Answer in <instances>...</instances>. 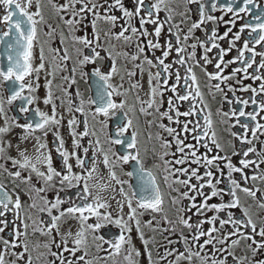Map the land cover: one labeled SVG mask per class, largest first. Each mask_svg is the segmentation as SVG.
Returning <instances> with one entry per match:
<instances>
[{"label": "snow or ice", "instance_id": "1", "mask_svg": "<svg viewBox=\"0 0 264 264\" xmlns=\"http://www.w3.org/2000/svg\"><path fill=\"white\" fill-rule=\"evenodd\" d=\"M48 3L70 33L80 30L78 26L84 25L91 14L92 38L72 35L75 50L72 75L62 79L70 81L69 86L76 84L79 70L80 78L88 86L87 90L92 91L94 86L95 92L85 99L77 89L79 104L73 106L67 89L61 87L67 97V112L71 117L67 120V127L73 150L69 151L60 132L64 116L58 113V106L54 102L52 81L46 83L48 92L43 100L44 105L51 106L50 112L43 111L39 106L33 107L37 103L34 93L39 88L40 73L45 70V60L48 59L45 44H49V41L40 42L38 39L40 26L46 23L43 0H0V177H3L0 179V264H18L25 260L26 253L25 264H33L28 242L30 225L27 221L32 222L33 235L39 232L50 238L43 245L37 243L33 246L46 249L36 257L37 260L45 256L54 258L45 264H57V261L59 264H98L100 257L86 259L89 255V237L97 252L104 251L109 257H117L124 250V259L128 264H138L134 257H140L141 252L132 242L133 226L147 254L148 264H229V257L231 264H264V259H256L264 250V216L253 219L251 205L242 204L238 195V192L244 193L258 209L264 211V194L257 197L261 189L247 186L249 181L253 184L257 181L264 183V169L261 168L264 165V148L258 150L254 144L264 136V123L261 122L264 121V4L258 0H183L186 7L180 15L185 19L181 23L189 18L187 13L191 9L187 5H196L198 16L185 31L179 24L170 23L174 15L171 7L173 0H129L131 8L126 6L124 0H66L63 4L48 0ZM33 4L35 11L31 10ZM116 11L121 16L114 14ZM218 11L223 15L215 16L214 13ZM161 12L167 14L164 19L160 18ZM227 14L231 16L225 23L230 27L222 35L215 27H205L209 22L215 24L217 20L224 21ZM119 20H123L119 25L120 31L114 32ZM99 21L109 26L103 32L106 42L115 39L134 47L132 53L122 55L133 62L140 61L134 67L140 70L141 75L145 71L144 65L148 66L147 99L139 94L143 91V84L131 83L135 71L126 73L130 82L128 89H124L122 82L119 85L113 83L119 69L115 58L103 47L101 31L97 26ZM134 21H138L139 27ZM238 21L242 23L233 31ZM165 24H168L167 30L174 41L169 39L162 45L160 37ZM146 25L153 26L151 32ZM48 27L50 30L46 35L52 38L54 29L51 25ZM197 30L204 32L203 39L195 36ZM226 38L228 47H221L218 41ZM37 43H40L38 65L34 56ZM60 43H65L63 33ZM85 49L88 50L87 54ZM146 49L152 53L151 57L146 54ZM198 49H202L199 56ZM101 50L108 52L110 68L98 66V61L106 59L101 55ZM213 50L215 53L210 56ZM233 50L235 56L226 60L225 57ZM48 51L53 70L46 73V78L47 75L55 76L57 69L63 71L67 62L73 60L67 47L49 46ZM157 51L160 52L159 56L155 54ZM87 65H93L90 73L84 71ZM208 65H212L214 70L209 71ZM231 65L237 66L232 67L226 75L225 70ZM196 69L203 73V87L212 99L221 94L231 106L228 111L217 109L220 123L227 124L229 128L238 126L242 130L239 133L230 132L233 140L240 144L237 149L235 143L229 142L230 154L225 152L217 137L211 110L203 117V125L199 120H181V117H196L200 111L197 104L208 107ZM120 79L123 81L124 76ZM245 80L259 83L253 87L252 84L245 85ZM229 81H235V84ZM237 91L250 95L242 98L236 95ZM165 92L172 95L167 97V110L161 111ZM228 93L232 94L231 99ZM130 95L133 100L131 104L128 99ZM116 97L123 98L117 100ZM181 102H188L186 111L180 110ZM64 103L61 99L60 106ZM13 106L16 114L10 116L9 110ZM75 112L84 117L83 131L76 130L80 121L73 114ZM141 115L156 117L158 123L149 120L147 125L151 127L155 124L171 137L168 139L161 132L156 133L159 151L153 148L149 153L145 148L142 154ZM89 116L93 122L91 133ZM165 119L169 124L163 123ZM21 120L24 122L20 123ZM109 121L112 122L111 132L108 131ZM172 124L177 127L170 126ZM96 125H99V134ZM15 129L21 131L13 136ZM49 134L52 136V148H49L47 140ZM100 134L104 136L103 141ZM89 135L96 139L89 140V146L84 147L81 140ZM31 139L35 140L32 145L34 155L28 154L26 145ZM148 139H153L151 133ZM189 139L194 143H188ZM81 148L83 156L79 154ZM53 149L60 161L58 168L54 166ZM90 149L91 157L88 156ZM13 150L17 155L11 154ZM221 152L225 154L220 155ZM250 154L254 158H249ZM236 155L241 156L240 166L232 162L231 157ZM99 164L107 170L109 181L119 185L118 189H112L113 194L108 198L101 193L108 191L110 183H90L95 178H103ZM125 165H130L131 170L125 171ZM249 168L253 169L251 175L245 172ZM118 170L129 179L121 178ZM237 173L239 179L234 175ZM133 177L137 181L135 185L130 182ZM5 180L8 182L5 183ZM37 183L41 186L37 187ZM162 184L167 192L162 189ZM49 191L53 193L51 199L47 196ZM22 194L27 197L26 201H22ZM166 195L175 209L176 218L172 220L164 214L162 220L169 227L163 231L177 236L176 240L166 238L167 244H180L183 250L174 246L165 247L163 253L157 250V259L154 260L153 252L148 247L151 241L145 238L143 227L152 228L153 232L160 229L153 227L155 216L145 221L143 227L141 217L148 212L164 213ZM197 197L201 198L199 203ZM213 198H218L219 202L209 203ZM184 201L189 204L185 205ZM193 209V215L199 217L194 222L192 215H187ZM33 210L47 215L46 221H39L42 227H37V221L29 214ZM233 210H239L240 215ZM209 212L213 214L209 216ZM8 213H12L13 220L11 231L5 236L3 234L10 223ZM71 221H76V225ZM156 223L159 225L160 221ZM64 226L65 231L62 232ZM109 226L118 229V234H100L102 229ZM53 232L60 237L59 242ZM242 242L245 245L244 254L238 256L235 250L241 247ZM105 244L108 245L107 249L103 247ZM53 245L57 251H52ZM18 248L22 251H16ZM78 252L82 254L77 256ZM64 253H68V256Z\"/></svg>", "mask_w": 264, "mask_h": 264}, {"label": "flooded vegetation", "instance_id": "2", "mask_svg": "<svg viewBox=\"0 0 264 264\" xmlns=\"http://www.w3.org/2000/svg\"><path fill=\"white\" fill-rule=\"evenodd\" d=\"M66 0H53V3L56 4H63L65 3ZM126 6H128L129 8H131V4L129 3V0H124ZM259 3L264 4V0H258ZM43 4H44V8H43V14L46 20V23L44 25H41V31L39 32V36L38 39L40 42H44V41H49V44H45V56L48 57V59L45 60V70L42 71L40 73V78H39V88L37 90L36 93H34V95L37 96V103L36 105H33V107L35 106H39L43 111H49L50 112V108L51 106L48 105H44L43 100L47 95L48 92V88L46 87V83L48 80L52 81L51 84V91L53 93V99L54 102L57 104L58 106V113L62 114L64 116V120L62 121V126L60 128V132L61 135L63 136V138L65 139L66 142V147L69 149V151H72V138L70 136V130L67 127V120L70 117L69 113L67 112V97H65L64 93L61 91V87L66 88L67 92L69 93V95L71 96L72 100H73V106H76L79 104V98L76 96V90L79 89L81 93H83L85 99H87V97L89 95H94L95 92V88L93 86L92 91H88L87 88L88 86L84 83V81L80 78L79 76V70L76 74V80L77 83L76 84H71V86H69L70 81H64L62 79V77L64 76H71V68L73 66L74 63V59H75V50H74V44L72 41V35H76V36H83V35H87L89 38H92V28H91V14H89L88 18L84 21V25L82 26H78L80 30L75 31L74 33H70L68 27L63 23V21H61L59 19V16L57 15V13L55 12V10L51 7V5L48 3V0H43ZM79 7V6H78ZM171 7L174 9V15H173V20L170 22L172 24H179L180 28L184 29L186 31L187 27L191 24L192 21L197 20L198 16H197V12H196V5H187V8H190L191 11L189 13H187V16L189 17L185 23H181L182 20L185 19V17L181 16L180 13L181 12H185V4L183 3V0H173V3L171 4ZM32 11H35V4H33V7L31 9ZM114 14H116L117 16H121V13L119 11H116ZM167 14L164 12L160 13V18L164 19V17ZM215 16L220 17L221 15H223V13L221 12H216L214 13ZM231 14H227L224 15V21H219L217 20V22L215 24L209 22L205 27L207 29H211L213 27L217 28L218 34L222 35L224 31L227 30L228 27H230L229 24L225 23L226 21H228L230 19ZM66 18H68L66 16ZM123 23V20H119L117 22V27L115 29H113L114 32H119L120 31V27L119 25ZM134 23L136 24L137 27H139V23L138 21H134ZM240 23H242V21H238L237 22V27L233 29V31H236L239 28ZM48 25H51V28L54 29V35L52 38H49L46 33L50 30ZM98 29L101 31V42L103 44L104 48L108 49V52L111 53V56L113 58H115L116 60V64L117 67L119 69V74L114 76L113 78V83L115 85H119L121 82L124 84V89H128L129 88V78L126 75V73L128 71H135L136 75L131 77V83H136V82H140L143 84V91H140V95L143 99H147V95L146 93L148 92V84H147V80H148V66L144 65L145 71L143 72V74L141 75L140 70L135 68L134 65L136 63H140V61H136L133 62L131 61L129 58L123 56L122 54L125 52L128 53H132L134 51V47L130 46L126 43H124L123 41H117L115 39H111L110 41L105 40V37L103 36V32L106 31L108 29V25L103 22V21H99L98 22ZM146 27H148L149 31L151 32L153 29L152 25H146ZM168 24H165L164 30L162 31L161 37H160V43L162 45L165 44V42L169 39H172L174 41V37L172 36L171 33L168 32ZM175 31V29H174ZM61 33H63L64 39H65V43L62 45L60 43V37H61ZM183 35V33H182ZM195 36L200 37L201 39L204 38V32L201 30H197L195 32ZM151 38V37H149ZM229 38H231V33L229 34ZM221 44V47L227 48L228 47V43H227V38L223 41H218ZM49 46L53 47V48H63V47H67L69 50V54L73 57V60H70L67 62V67L64 68L63 71L57 69L55 71V76L53 75H47L46 78V73L48 72H52L53 67L52 64L53 62L50 59V53L48 51ZM39 48H40V43H37L35 48H34V56L36 57L35 59V64L38 65L40 63L39 61ZM85 54H87L88 50L85 49L84 50ZM108 52H105L103 50H101V55L106 57V59L102 60V61H98L97 64L98 66H101L102 68H110L111 66V59L107 58L108 57ZM202 52V49H198V56L200 55V53ZM215 50H213V53H210L209 55L212 56L214 55ZM146 54L149 55L151 57L152 53L150 51H148L146 49ZM157 56L160 55V52L157 51L155 53ZM174 55V54H173ZM235 56V50H233L232 52H230L225 59H231L232 57ZM170 60L172 59V57L169 58ZM259 59V58H258ZM237 65H231L228 69L225 70V74L227 75L228 73H230L231 68L232 67H236ZM93 65H87L84 68V71H88L89 73L91 72ZM177 67H179L177 65ZM208 70L209 71H213V66L212 65H208ZM153 72L156 71V69H152ZM251 71V69L249 70ZM182 74H183V70H181ZM198 78L201 81V85H202V91H204L205 93V101L208 105L207 108H205L203 105L201 104H197V108L200 110L198 115L196 117L193 118H184L181 117V120H185V119H193V120H199V122L201 123V125H203V117L208 113L209 110H211L212 112V120H213V127L215 128L216 132H217V137L221 143V145L225 148V152L227 153H231V149L228 147L229 142H233L236 145V148L239 149L240 148V144L239 141H234L233 138L230 136V132H241L242 130L237 126L234 128H229V126L227 124H221L220 123V119L221 117H219L216 114V111L218 108L222 109V111H228L229 108L231 107L226 101L223 100V97L221 94H217L216 95V99H212V97L208 94V91L206 88L203 87V84L205 82V77L203 75V73L199 70L196 69ZM124 76V80L121 81L120 77ZM89 83L91 84L92 81L90 80ZM172 81H169V84H171ZM229 83L231 84H235V81H229ZM245 85L248 84H252L253 87L258 86L259 82H253L251 80H245L243 82ZM223 87V85H222ZM239 87V86H237ZM123 90V89H122ZM139 91V90H137ZM225 91H227V89H225ZM8 95L7 92V86L5 85V96ZM134 95V93L132 94ZM132 95L129 96V103L131 104L133 102L132 100ZM172 95V93L170 92H165L164 95V106L161 108V111H165L167 110V97ZM236 95L241 96L242 98H247L250 93H242L240 91H237ZM228 97L229 99L232 98V94L228 93ZM123 97H116L117 100L122 99ZM61 99H63L65 101L64 105L61 107L60 106V102ZM137 107H139L137 105ZM188 109V102H181L180 103V110L181 111H186ZM251 110V109H248ZM16 114V108L15 106H13L10 110H9V115H15ZM76 118L80 121V124L77 126V131H83V120L84 117L82 116V114L75 112L73 113ZM89 131L91 133L92 130V121H91V117L89 116ZM149 120H156L157 123L159 122L158 119L154 116H139V129H140V147H141V152L143 154L144 149L147 148L149 150V153H151V150L153 148H155L157 151H159V144L158 142L155 140V135L157 132H161L163 136H165L168 139H171V137L167 136V133H163L161 129H159L158 127H156V125L154 124L153 126L149 127L147 125V121ZM24 121L21 120L20 123H23ZM262 123H264V121H261ZM0 123H2V120H0ZM163 123L165 124H169V122L165 119L163 121ZM170 126L173 127H177L175 124H172ZM191 126V125H190ZM96 130L99 134V125H96ZM179 130V128H178ZM20 129H15L14 132L12 133L13 136L16 135V133L20 132ZM108 131L111 132L112 131V122L109 121V128ZM149 133L152 134L153 139L149 140L148 139V135ZM37 135H40V133H37ZM250 136V134H249ZM96 137H93L91 135H89L88 137H85L83 140H81V144L84 147H88V141L89 140H95ZM100 139L103 141L104 136L102 134H100ZM48 143H49V148H52V136L51 134H49L48 138ZM188 143H194L193 141H191V139H189L187 141ZM35 143L34 139H31L30 141L26 142L27 147L29 148V155H34L32 152V145ZM255 146L257 147L258 150H260L261 148H264V136L260 137L259 141H254ZM94 147V145H93ZM245 148L247 147V145L244 146ZM117 149H119V146H117ZM175 149H173L174 151ZM201 151H203V149H201ZM214 151H218V150H214ZM11 154L13 156L17 155L16 152L13 150L11 152ZM79 154L81 156H83V151L82 148L79 150ZM220 155H224V152L219 153ZM92 155V151L90 149L88 156L91 157ZM99 159L102 160L103 157L99 155V153L97 154ZM179 155V154H177ZM211 155V154H210ZM52 156H53V162H54V166H56L57 168L59 167L60 161L58 159V155L55 152V150H52ZM171 158V157H169ZM249 158H254L252 156V154H250ZM232 162L234 164H236L237 166L239 165V160L241 159V156L236 155V156H232L231 157ZM148 161H149V165L151 164V155L149 154L148 156ZM9 166H10V162H9ZM100 172L103 174V178H95L93 179L90 183H110V187L108 189L107 192H102L101 195L105 198H108L110 194L112 193V189L113 188H119V185H116L114 182H110L109 178L107 176V170L103 167L102 164L98 165ZM125 171L131 170V166L130 165H125L123 166ZM177 167H180L179 165H177ZM261 168L264 169V165H261ZM41 170H44L43 168ZM78 171V169H77ZM245 172L248 175L253 174V169L249 168V169H245ZM118 175L121 176V178L123 179H129L126 176H123V173L120 172L118 170L117 172ZM25 175H27V173H25ZM236 176L237 179H239V174H234ZM0 179H3V177H0ZM8 181L5 180V183H7ZM35 183V179L33 181ZM130 182L135 185L137 183L135 177L131 178ZM37 187H40L41 184L37 183L36 184ZM162 189L167 192L166 187L162 184ZM223 186V185H222ZM249 187H259L261 189L260 192L257 193V197H261L262 194H264V183H261L259 181L255 182V184H253L252 181L248 182ZM127 187V186H125ZM74 191V190H72ZM63 195V194H61ZM173 195H175V193H173ZM238 195L240 196L241 202L242 204H244L245 206H249L251 205L250 211L252 213L253 219H257L258 216H264V211L258 209L255 205V202L250 198L247 197L244 193H239ZM47 196L49 199L52 198L53 193L51 191H49L47 193ZM119 199V197H117ZM21 199L22 201H26L27 197L24 196L23 194L21 195ZM225 200L228 199L227 196L224 197ZM201 200L200 197H197V203H199ZM219 199L218 198H213L212 201H209V203H218ZM37 203L39 204L40 202L37 201ZM185 205H188L189 202L188 201H184ZM25 210L27 211V205H25ZM125 213H127L128 209L127 207H125L124 209ZM236 215H240L239 210H233ZM195 212V209L192 210V212L187 213V215H192V219L193 222L198 219L199 217L193 215V213ZM34 220L37 221V227H42V225L39 224V221L41 219L43 220H47V215L46 214H41L36 210H33L29 213ZM164 214H167L169 219L175 220L176 218V214H175V209L173 208V206L170 204L169 202V197L166 195L165 196V204H164V213H145L144 216L141 217V223H142V227H143V223L147 220H151L153 219V216L156 217V220H153V227H158L160 230L153 232L152 228L149 227H143V231L145 234V238L149 239L151 242L149 244V249L152 250L153 252V259L156 260L157 256H156V252L157 250H159L160 253H163L164 248L165 247H177L180 248V250L182 251V245L180 244H176V245H168L167 244V239H172V240H176L177 236L176 235H170L169 232H165L163 231L164 228H168L169 225L165 224L162 220V216ZM213 213L209 212L208 215L211 216ZM7 219L10 222L9 223V228L5 229V233L3 235L7 236L8 232L11 231V221L13 220V215L12 213H8L7 214ZM159 220L160 223L159 225H157L156 221ZM30 225L29 227V248H30V254L33 258V264H45L46 261L48 260H52L54 259L51 256H45L43 257L41 260H37L36 257L41 253V252H46V249H44L42 246L39 248H34L33 246L35 244H40L43 245L45 242H47L50 238L46 237V236H42L39 232H36L34 235L32 234V222L31 221H27ZM91 222V221H90ZM71 223L73 225H76V221H71ZM65 227L61 228V231H65ZM205 228L208 227V225L205 224L204 226ZM22 230V228H21ZM75 230V229H74ZM177 232H179V229H177ZM103 235H110V234H118V229H116L115 227L109 226L105 229L101 230V233ZM185 234H187V230H185ZM53 236H55L56 241L59 242L60 237L55 235V232H53ZM132 236V242L133 245L135 246L136 249H138L141 252V256L140 257H134L135 260L138 261V264H148V260H147V254L144 250L143 244L141 242V240L139 241L140 245H138L139 243H137L136 245V239L138 237V233L135 231V227L133 226V231L131 233ZM10 238V237H9ZM135 238V240H134ZM257 239H259V237H257ZM250 243V242H249ZM69 246L71 247V240H69ZM103 247L105 249L108 248V245H103ZM127 246H125L126 248ZM245 245L242 242L241 247L237 248L236 254L239 255H243V249H244ZM16 251H22V249H16ZM52 251H57V249L55 248V246L53 245L52 247ZM82 253L78 252L77 256L81 255ZM65 256H68V253H64ZM126 255V252L124 250L121 251V254L117 257H109L108 254L104 251H99L97 252L96 248L94 247V245L92 244L91 238L89 237V255L88 257H86V259H93L94 257H100L101 259H99L98 264H128V262L124 259V256ZM27 256L28 253L25 254V260L24 261H19L18 264H25L26 260H27ZM70 258V257H69ZM6 259H12V257H6ZM171 259V258H170ZM229 259V264H231V257L228 258ZM256 259H264V250H262L256 257ZM57 264H59V262L57 261ZM82 264V262H81ZM160 264H164V262H160ZM182 264H187V262H182Z\"/></svg>", "mask_w": 264, "mask_h": 264}, {"label": "rangeland", "instance_id": "3", "mask_svg": "<svg viewBox=\"0 0 264 264\" xmlns=\"http://www.w3.org/2000/svg\"><path fill=\"white\" fill-rule=\"evenodd\" d=\"M134 240H135V238H134ZM139 241H140V239H139V236H138L137 239H136V245H137V243H139ZM138 245H140V243Z\"/></svg>", "mask_w": 264, "mask_h": 264}]
</instances>
